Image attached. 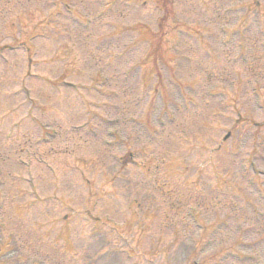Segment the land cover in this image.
I'll return each mask as SVG.
<instances>
[{
  "label": "rangeland",
  "instance_id": "1",
  "mask_svg": "<svg viewBox=\"0 0 264 264\" xmlns=\"http://www.w3.org/2000/svg\"><path fill=\"white\" fill-rule=\"evenodd\" d=\"M72 1L0 0V258L264 264V0H171L164 16L165 0ZM246 11L258 31L243 39ZM30 34L32 53L4 46ZM25 134L45 143L22 167L7 158Z\"/></svg>",
  "mask_w": 264,
  "mask_h": 264
}]
</instances>
